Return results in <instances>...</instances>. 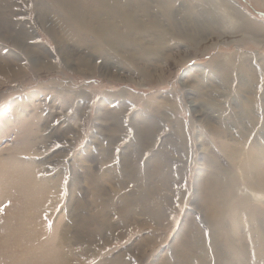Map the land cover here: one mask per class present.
<instances>
[{
    "label": "rangeland",
    "instance_id": "rangeland-1",
    "mask_svg": "<svg viewBox=\"0 0 264 264\" xmlns=\"http://www.w3.org/2000/svg\"><path fill=\"white\" fill-rule=\"evenodd\" d=\"M6 1L13 7V21L27 29L32 42L45 48L50 58L40 59L39 70L36 69L33 59L18 54L12 46L7 49L2 45L4 38L0 32V51L8 53L11 48L14 52L9 55L18 57L13 63L15 73L8 72L10 77L0 76V205H8L0 214V264H115L113 259L118 255H124L122 260L126 264H215L212 227L202 201L208 176L218 175L213 177L215 184L211 186L217 204L220 200L223 203L220 208L225 205V210L237 209L238 201H230L237 190L234 189L235 174H228L233 166L229 148L264 146L263 0H211L232 2L236 10L230 9V12H242L236 16V26L221 31L213 29L203 14L209 0L176 1V15L182 22L179 43L182 52L172 53L171 60L163 65L169 69L166 74L155 73L149 77L135 74L136 69L122 64L119 57L109 65L98 60L85 67L88 62L80 61L79 57L84 55L78 47H75L74 54L78 55L73 57V64H65L49 33L51 22L59 15L49 13L48 19L53 20L43 26L35 11L40 0ZM47 6L50 11L53 9L49 3ZM243 17L250 25L262 28L260 32L238 30ZM141 22L149 25L146 17ZM116 24L125 33L124 23ZM63 28L58 31L63 36L66 34V39L70 32ZM183 30H192L197 35L196 41L183 38ZM76 38L79 36L72 39L73 45ZM5 43L11 45L9 41ZM47 62H53L56 67L50 70L52 67ZM79 92L81 97H76ZM249 100L257 103L256 112L248 107ZM123 103L124 110H128L119 127L133 136L132 122L136 124L133 126L142 127L141 117H147L155 126L154 136L162 131L157 137L159 146L152 153L160 150L170 156L169 165L174 171L171 178L177 170L182 171V182L177 185L182 188L178 209L162 219L161 224H154L143 214L128 217L125 208L115 206L131 189L127 183L124 185L127 188L114 185L109 172L119 166L118 157L127 141L118 140L128 134L119 132L105 113L119 110ZM148 103H154L155 113H150L149 106L146 108ZM180 126L186 143L182 153L171 151L174 142L171 134L180 133ZM24 131L26 155L17 156L15 143L22 141ZM107 151L115 158L106 156ZM16 156L26 161V171H33L34 177L26 178V186L35 183L44 187L47 179L45 193L50 194L51 200L46 205L38 194L28 189L26 203L17 192V187L22 185L16 175L11 176L13 171L9 167ZM261 168L264 173V160ZM175 176L173 183H176ZM60 186L58 194H53ZM102 203L112 205L103 209ZM31 205L33 223L26 227L21 222L22 215ZM260 207L264 209V205ZM36 210L39 211L34 216ZM227 217L224 233H228L229 249L224 248L221 257L216 254V264H250V248L256 243H259L253 254L258 256L256 264L259 261L264 264V240L259 238L253 224L241 225L239 233L234 227L236 220L230 221V214ZM94 220H106L116 228L107 241L87 238L90 231L95 230L99 237L109 228L104 223L96 225ZM194 227H198L202 239L190 249L188 257L185 247L190 244H187L188 237ZM261 231L264 234V228ZM149 240L152 242L148 245ZM199 248L204 249V254ZM226 249L228 255H225ZM181 254L182 258L185 255L182 263Z\"/></svg>",
    "mask_w": 264,
    "mask_h": 264
},
{
    "label": "bare ground",
    "instance_id": "bare-ground-1",
    "mask_svg": "<svg viewBox=\"0 0 264 264\" xmlns=\"http://www.w3.org/2000/svg\"><path fill=\"white\" fill-rule=\"evenodd\" d=\"M121 1L122 2H119V0H88V2H83V0H40V2L35 5V11L43 26L50 23L51 19H48L49 13L53 12L59 15L57 19L54 17L56 21H52L53 19L51 20L52 25L49 33L54 39L58 55L61 57L62 61L69 66L72 65L75 60H73V57L78 55V53L74 54L77 52L75 47H78V49L82 50L79 53L84 55V58L79 57L80 61L88 62L85 67H87L91 61L96 62L98 60H102L103 64L106 63L105 65H109L110 62H115V60L118 59L117 57H119L122 64H128V68L132 65L131 68L133 70L136 69L135 74L139 73L144 77L152 76L155 73L166 74L165 71L169 69L166 67L167 65H163L171 60L172 53L182 52V45H179L180 41H182V22H180V18L176 15L178 11L176 10V1L178 0H166V2H149V0H135L134 2L130 0ZM206 2V9H203V14L208 18L209 24L213 29L215 28L217 31H221V29L229 30L230 27L236 26V16H240L242 12L239 10L234 11L235 14L231 13L230 9L236 10L232 2H214L211 0ZM48 3L53 8L51 11L50 9L48 10ZM89 4H91V6H89ZM12 9L13 7L9 5L6 0L0 1V32L3 34L4 38L2 39V41H4L3 44H0L5 45L7 49H9L8 46H12L19 51L18 54L21 53L28 59H33L36 64L35 68L38 69L42 60L46 61V58L48 60L50 55L41 45L32 42V36L27 29L13 21L14 13ZM142 17L147 18L149 25L141 22ZM161 17H163L162 20H160ZM243 18L244 21L241 26L237 25V27H239L238 30H255L257 33L260 32L262 28L259 27V29L254 25H250V21L245 19V17ZM120 21L125 25V33H123L122 28L120 29L116 24ZM60 27L70 32L69 36L72 37L69 41L66 40L69 36L64 39L66 34L63 36L61 34L62 32L58 31ZM183 33V38L186 40L191 42L196 41L197 35L193 33L192 30H183ZM77 36H79V38L75 39V44L73 45L74 41L72 42V39ZM61 39H63V41H61ZM171 39L174 40V44H170ZM5 41L11 42V45L6 44ZM2 50L3 49L0 51V76L3 78L9 76L8 72L15 73V65L13 63L18 57L13 54L9 55V52H14L11 48L8 53H4ZM3 54H6V56ZM37 56H39V58H37ZM47 64L52 67L50 70L53 69V66L56 67L53 62H47ZM78 64L80 65V63ZM13 76L15 75L13 74ZM81 93L82 92L76 94V97H81ZM247 103L251 110L254 112L257 111V103L252 100H249ZM148 106L149 109H151L149 110L150 113H155L154 103H148L146 108ZM124 108L125 105L123 103L119 107V110L115 112L107 111L108 113H105V116L114 122L119 132L121 131V133L124 132L128 134L119 138V140L117 139L119 142L126 139L127 143L125 144L127 146L125 150H123L124 152L118 157L120 160L119 166L114 167L109 172L112 178L111 182L114 185L123 188L131 186V189L127 195L120 197L115 206L117 209L125 208L128 217L134 214H143L146 218L150 219V221L153 220L154 224H157V222L161 224L162 219L168 217L170 213L173 214L176 208L178 209L177 204H179L180 197L182 196V188L177 185L182 182V171L177 170L175 172L176 176H174L176 178L174 180H176V183H173L172 179L174 176L171 178V174H173L174 171L172 172L171 166L169 165L171 162L170 156L160 150L152 153L154 148L159 146L157 145V137L162 131L160 129L158 134L154 136L156 132L154 129L155 126L148 121L147 117H141L143 121L142 127L133 126L136 124L132 122V126L130 127L133 130V136L123 127H119V124L122 125L123 120L126 118L124 114L128 108L125 110ZM25 116L26 115L23 116V120L26 118ZM156 121V123L160 125V121ZM31 126H33V123ZM180 131V133L171 134L174 140V142L171 143V151L182 153L183 149L186 150V143L184 138L182 139L181 126ZM22 134V141H16L14 147L19 153L17 156L26 155L25 131ZM27 141H30V138H28ZM108 142H110V140H108ZM256 146L255 144L249 149L243 145L241 147L233 146L229 148L231 151H229L228 155L233 166L231 170L228 171V174H235L234 180L236 181V185L234 189L237 190V195L230 198V201H234V203L238 201L235 203L238 207L237 209L228 208L226 211L224 208L225 205L223 209L220 208V205L223 203H221L222 201L220 200L219 204H217L218 201L215 198L216 194L213 189L215 184L213 177L216 178L218 175L211 174L208 176L207 189L202 196V201L206 208L205 212L207 219L212 227L210 236L211 244L215 249V251L213 249L215 264L217 262L216 254L221 257L223 256L222 252L224 248L229 249V245L227 244L228 233H224L226 230L225 227L227 226L226 219L228 218V214L231 215L230 221L236 220L234 227L239 233L241 231V225L245 224L246 227H249L252 223L259 238L264 240V234L261 231V228H264V209L262 210L260 207L264 205V173L261 168V162L264 160V146H260L257 149ZM105 154L110 158L114 157V154L108 153V151ZM148 154L150 155L149 157ZM17 156L13 159L14 164L12 166L9 165L11 168L10 170L13 171L11 176L16 175L19 184L21 182L22 185L17 187L19 188L17 192L26 203V189H28V191L38 194L40 200L44 201L43 205H46V203L51 200L50 194L45 193L47 179H45L44 187L35 183L26 186V178L32 180L34 177L33 171L32 169L26 171V161L24 159L22 161L18 160ZM150 166H152V169H150ZM179 168L182 169L181 164ZM254 172L257 173L253 175ZM220 181H222V179H219V182ZM125 184L127 186H124ZM175 186H177L176 189ZM52 187L56 186L52 185ZM61 187L62 186L54 189L53 194L57 195ZM231 192L232 191H230L229 195H232ZM73 193L74 192H71V195H73ZM102 204L103 209L108 205H112V203ZM50 206H52V203H50ZM73 207L74 206L71 208L73 209ZM33 208V205H31L27 211L25 209V214L23 213L22 215L23 218L21 222L26 227L32 226ZM38 211L39 210L35 211L34 216ZM247 214L250 217V221L247 219ZM101 215L103 216V212ZM102 218L104 219V217ZM240 220L244 221L241 222ZM81 221L82 218L79 220V225ZM94 223L96 225L104 223L109 227L105 230V234H103V236L99 235V237H96L97 235L94 233L95 230H93L94 232H88L87 238H92L95 242L98 240L102 242L107 241L111 233L113 235L116 230V228L114 230V227L106 220H94ZM96 230H98V228ZM36 236L37 235L33 236L32 239L36 238ZM188 238L189 241L187 244H190L185 247V254L187 252V256L189 255L190 249L192 251V248L196 246L195 244L202 239L198 227H194V231L190 233ZM146 242L149 245L152 241L149 240ZM258 247L259 243H256L250 248L252 252V254H250L252 257L250 264H256L258 256H254L253 254L258 250ZM199 249H202V253L204 254V249ZM228 254L229 250H227V254L225 255ZM199 257L200 256L197 258ZM123 258L124 255H118L117 258L113 259L114 263L117 264L116 262H122L121 264H126L122 260ZM167 259L169 260L168 257ZM182 259H185V255L182 258L181 254V263ZM221 262L224 263L222 260ZM167 264L170 263L167 262ZM257 264H261L260 261Z\"/></svg>",
    "mask_w": 264,
    "mask_h": 264
},
{
    "label": "snow or ice",
    "instance_id": "snow-or-ice-1",
    "mask_svg": "<svg viewBox=\"0 0 264 264\" xmlns=\"http://www.w3.org/2000/svg\"><path fill=\"white\" fill-rule=\"evenodd\" d=\"M8 205H0V214H2L3 213V211H4V208H6Z\"/></svg>",
    "mask_w": 264,
    "mask_h": 264
}]
</instances>
